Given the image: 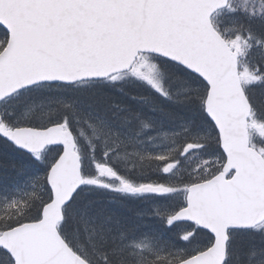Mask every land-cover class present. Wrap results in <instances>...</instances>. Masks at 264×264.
Returning <instances> with one entry per match:
<instances>
[{
  "label": "snow or ice",
  "instance_id": "snow-or-ice-1",
  "mask_svg": "<svg viewBox=\"0 0 264 264\" xmlns=\"http://www.w3.org/2000/svg\"><path fill=\"white\" fill-rule=\"evenodd\" d=\"M0 264H264V0H0Z\"/></svg>",
  "mask_w": 264,
  "mask_h": 264
}]
</instances>
